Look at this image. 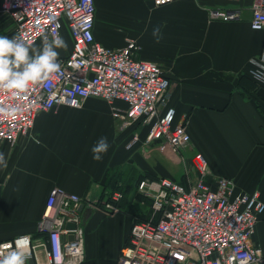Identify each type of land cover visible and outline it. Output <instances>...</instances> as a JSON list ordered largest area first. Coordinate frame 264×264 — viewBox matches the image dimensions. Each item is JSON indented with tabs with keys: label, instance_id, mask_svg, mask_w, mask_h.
<instances>
[{
	"label": "crops",
	"instance_id": "obj_1",
	"mask_svg": "<svg viewBox=\"0 0 264 264\" xmlns=\"http://www.w3.org/2000/svg\"><path fill=\"white\" fill-rule=\"evenodd\" d=\"M253 1L173 0L155 5L153 0H95L94 35L113 48L134 39L140 45L139 58L161 65L170 80L165 109L175 108V121L186 122L191 140L183 154L190 158L201 152L206 157L208 184L215 186L217 177L226 176L234 180L235 194L258 191L264 201V86L247 73L251 58L264 45V31L250 24ZM211 9L239 10L240 17L211 18ZM16 28L13 17L0 9V35L11 38ZM61 33L67 48L57 49L58 58L73 47L66 25ZM28 46L39 49L42 41ZM148 130L143 123L121 129L101 97H88L81 107L61 104L40 110L29 133L13 145L0 144L7 161L6 167L0 166V241L35 231L54 187L103 207L112 190L123 187L128 193L115 214L90 208L87 202L80 206L82 264H116L134 221L148 209L145 200L131 197L138 179L149 175L187 182L186 175L176 179L166 161L185 170L178 155L162 152L160 139L145 143ZM135 133L139 139L129 146ZM102 137L110 146L95 160L92 148ZM251 240L264 253V211Z\"/></svg>",
	"mask_w": 264,
	"mask_h": 264
},
{
	"label": "built area",
	"instance_id": "obj_2",
	"mask_svg": "<svg viewBox=\"0 0 264 264\" xmlns=\"http://www.w3.org/2000/svg\"><path fill=\"white\" fill-rule=\"evenodd\" d=\"M173 0H153L163 5ZM2 11L17 23L15 36L27 45L59 33L66 25L73 38L69 55L58 58L60 71L30 84L25 90L0 87V144L13 145L30 132L37 113L56 105L81 107L91 96L105 99L126 129L148 124L145 143L160 139L185 164L186 184L170 177L142 178L137 191L151 200L148 218L135 221L116 264H264L261 247L252 243L264 211L260 193H234L232 178L219 176L216 185L205 181L210 173L206 157L183 151L190 144L186 122H176V110L167 106L170 80L161 65L139 58V43L129 39L113 48L95 39V0H3ZM211 18L235 19L239 10L209 11ZM251 27L264 31V0L252 3ZM252 75L264 71V45L251 58ZM252 77L261 85L264 82ZM122 102L124 106L117 103ZM138 134L128 144L133 145ZM192 173L194 177H192ZM121 191H114L103 206L77 193L54 187L36 230L0 241L4 250L21 244L29 253L26 264H82L85 230L80 206L100 208L107 214L120 210ZM11 245V249L8 246Z\"/></svg>",
	"mask_w": 264,
	"mask_h": 264
},
{
	"label": "clouds",
	"instance_id": "obj_3",
	"mask_svg": "<svg viewBox=\"0 0 264 264\" xmlns=\"http://www.w3.org/2000/svg\"><path fill=\"white\" fill-rule=\"evenodd\" d=\"M66 49L67 44L59 33L43 36L42 47L30 49L21 36L0 35V87L25 90L30 84L39 83L60 71L57 49ZM252 75L264 82V71ZM107 138H100L93 146V158L102 159V153L109 148ZM0 166H7L3 153H0ZM11 249V245L8 246ZM29 253L21 244L15 249L4 250L0 246V264H26Z\"/></svg>",
	"mask_w": 264,
	"mask_h": 264
},
{
	"label": "trees",
	"instance_id": "obj_4",
	"mask_svg": "<svg viewBox=\"0 0 264 264\" xmlns=\"http://www.w3.org/2000/svg\"><path fill=\"white\" fill-rule=\"evenodd\" d=\"M96 4V3H95ZM249 75H251L250 74V72L248 71L247 72ZM252 76V75H251ZM145 177H151V176H149V175H142L139 179H138V182L142 179V178H145ZM151 178H155V177H151ZM186 183V182H185ZM137 185H138V183H137ZM120 190L122 191V193H123V197L121 198V200L124 198V197H126L127 196V193H128V191L127 190H125L123 187L122 188H120ZM115 190H112V192L110 193V196H109V199H111V194L114 192ZM132 196V198H133V200H145L146 201V203H147V205H148V209H147V211H145L143 214H141V216L140 217H138V219H136L135 221H142V220H145L146 218H148V216H149V213H150V211H151V200H149V199H147L146 197H144L142 194H140L138 191H137V187H136V189H134V191L132 192V194H131ZM120 201L118 202V205L120 206ZM130 210H132V208H130ZM129 210V211H130ZM131 212V211H130ZM135 213V212H134ZM129 240V239H128ZM128 242V241H127Z\"/></svg>",
	"mask_w": 264,
	"mask_h": 264
},
{
	"label": "rangeland",
	"instance_id": "obj_5",
	"mask_svg": "<svg viewBox=\"0 0 264 264\" xmlns=\"http://www.w3.org/2000/svg\"><path fill=\"white\" fill-rule=\"evenodd\" d=\"M162 142V144L163 145H161V150H162V152H164L167 156H169V157H171V158H174L175 156V154L174 153H172L168 148H167V146H166V143L164 142V141H161ZM174 156V157H173ZM177 156V155H176ZM169 160V159H168ZM166 160L167 161V163H169L168 165H171V170H172V173H173V175H174V177L176 178V179H180V177H181V175H185V170L183 169V167L181 166V165H178V164H172L171 162H169V161H172V160ZM166 163V162H165ZM171 163V164H170ZM183 173V174H182ZM182 176V177H183ZM138 206H140V203H138Z\"/></svg>",
	"mask_w": 264,
	"mask_h": 264
}]
</instances>
